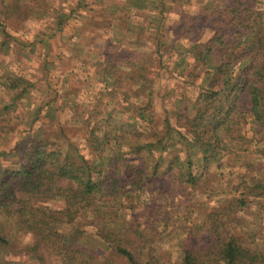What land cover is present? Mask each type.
<instances>
[{"label":"trees","instance_id":"1","mask_svg":"<svg viewBox=\"0 0 264 264\" xmlns=\"http://www.w3.org/2000/svg\"><path fill=\"white\" fill-rule=\"evenodd\" d=\"M13 6L9 2L0 11L6 18L1 23ZM210 14L205 29L211 36L176 51L180 62L189 55L202 65L200 84L206 85L192 102L194 112L177 116L183 119L181 125L172 124L168 115L155 119L149 75L154 59L144 51L138 75L130 79L138 99L131 121L119 124L110 112L97 121L87 117L79 127L87 153L67 137L60 140L38 128L14 145L11 154L17 161L9 166L0 161V264H24L19 257H27V264H112L116 257L127 264L166 262L147 249L149 235L130 219L135 212L132 197H149L161 174L173 173L174 179L201 188L206 177L197 173L198 167L209 174L207 168L221 160V151L240 138V125L264 138V0H226ZM23 82V76L15 75L4 84L10 90L21 87L15 98L27 97L31 83ZM10 111L4 105L0 115ZM5 154L0 151V156ZM221 194L226 209L242 211L251 200L264 198V174L251 184L230 188L228 183ZM52 201L63 206L52 207ZM226 224L212 221L207 230H217L199 249L188 247L189 238L181 237L172 264H264V251L246 245ZM25 235L30 241L18 238Z\"/></svg>","mask_w":264,"mask_h":264},{"label":"rangeland","instance_id":"2","mask_svg":"<svg viewBox=\"0 0 264 264\" xmlns=\"http://www.w3.org/2000/svg\"><path fill=\"white\" fill-rule=\"evenodd\" d=\"M225 1L0 0V11H6L9 2L16 5L8 9L11 14L5 23H1L5 16H0V110L4 105L13 110L0 115L4 127L0 151L6 153L0 156L1 165L17 161L18 157L11 154L14 145L38 128L60 140L67 137L87 153L79 128L87 117L97 121L110 112L119 124L131 121L138 99L130 79L138 75L144 51L154 59L149 75L155 119L161 121L168 115L172 124L181 125L183 119L177 116L194 112L192 102L206 85L200 84L202 65L189 55L180 62L176 51L211 36L205 29L210 13L221 10ZM15 75L27 81L22 85L31 83L27 97L15 98L20 86L16 90L5 86ZM220 87L221 83L215 86ZM50 107L55 109L50 111ZM247 128V124L239 126L240 138L221 151V160L207 168L209 174L198 167L197 173H204L202 177L208 180L201 182V188L174 179L173 173L161 174L155 177L154 194L136 200L132 197L135 212L129 217L137 230L149 235L147 249L158 255L161 263L177 260L181 237L189 238L188 247H203L217 230H207L212 221L214 225L227 223L246 245L264 251V198L251 200L237 213H231L220 200L221 190L228 183L235 188L251 184L254 177L264 174V138ZM178 153L182 157L186 154ZM49 204L63 206L61 201ZM18 238L26 242L31 239L30 235ZM19 259L24 264L29 262L27 257ZM112 260V264H127L119 257Z\"/></svg>","mask_w":264,"mask_h":264}]
</instances>
